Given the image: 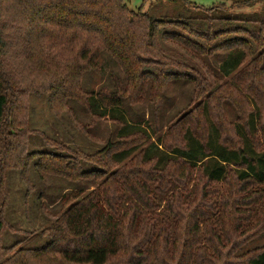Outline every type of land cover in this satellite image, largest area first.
<instances>
[{"label":"trees","instance_id":"trees-1","mask_svg":"<svg viewBox=\"0 0 264 264\" xmlns=\"http://www.w3.org/2000/svg\"><path fill=\"white\" fill-rule=\"evenodd\" d=\"M143 5L0 0V264H264V246L240 253L264 234V19L194 4L187 16L161 19ZM104 51L125 78L83 88ZM219 52L216 70L208 58ZM173 80L191 82L192 97L163 127ZM31 94L47 95L51 113L93 139L97 122L113 121L116 139L87 153L45 137L57 153L30 152ZM71 100L90 122L76 119ZM146 100L151 116L130 118ZM31 168L94 186L62 195L63 213L42 230L47 245L7 247L2 236L16 230L6 218L7 172L19 170L30 194Z\"/></svg>","mask_w":264,"mask_h":264},{"label":"rangeland","instance_id":"rangeland-1","mask_svg":"<svg viewBox=\"0 0 264 264\" xmlns=\"http://www.w3.org/2000/svg\"><path fill=\"white\" fill-rule=\"evenodd\" d=\"M132 10H138L143 4V11L161 19H174L184 17L194 10L192 4L211 8L221 6L219 14L232 13L236 16L264 19V1L252 5L237 7L234 4L247 0H125ZM146 1V2H145ZM145 2V3H144ZM225 52L208 58L214 69L218 70L219 65L225 57ZM110 57V58H107ZM100 71H88L82 78V86L88 90H98L101 86L112 87L111 75L115 73L121 79L125 75L119 64L106 51L101 53L99 59ZM193 84L185 80H173L167 86L162 109L161 125L167 126L170 120L179 117L184 110L188 109L192 97ZM29 119L30 127L36 130L29 136L30 152H51L57 153L56 149L46 141L45 137L61 141L70 147H80L87 153H92L104 146L109 138L116 139L117 125L109 120L102 119L97 122L90 132L96 138L86 136L76 128L65 113L60 118L49 110L48 96L31 94L29 98ZM70 105L74 110L76 119L82 124L91 120V114L76 101L71 100ZM225 115L229 120H234L236 112L229 102L224 105ZM152 106L149 100L145 103L134 106L127 114L131 118L151 116ZM101 140L98 142L97 140ZM30 179L35 188L27 194V185L22 179L20 171L11 169L7 172V189L10 195L9 205L6 209V218L9 224L16 230L9 229L2 236L4 246L17 244L18 247L41 248L50 241L48 236L42 234V230L56 220L64 211L61 204V197L64 193L83 188H93V183L77 184L65 178L40 175L30 169ZM264 246V234L244 245L240 253H245L257 247Z\"/></svg>","mask_w":264,"mask_h":264}]
</instances>
